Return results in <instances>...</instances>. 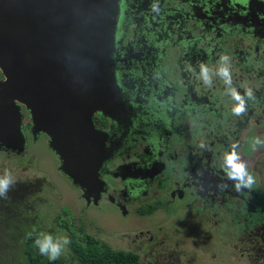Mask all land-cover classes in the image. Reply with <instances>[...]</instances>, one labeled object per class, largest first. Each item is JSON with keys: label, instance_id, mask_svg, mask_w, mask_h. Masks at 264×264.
<instances>
[{"label": "flooded vegetation", "instance_id": "af4514ba", "mask_svg": "<svg viewBox=\"0 0 264 264\" xmlns=\"http://www.w3.org/2000/svg\"><path fill=\"white\" fill-rule=\"evenodd\" d=\"M205 1L219 15L227 11L233 22L241 20L244 27L233 29L231 37L246 39L255 60L263 58L264 0ZM177 3L120 0L114 58L124 104L116 120L100 111L92 117L97 129L108 132L105 143L111 153L96 176L106 182L99 200L84 198L89 206L109 204L124 215L157 218L155 225L135 228L133 236L131 232L118 234L139 250L132 245L121 249L138 253L142 261L157 264L144 260V252L145 256L158 254L167 263L264 264V145L252 148L254 137L264 140V70L244 64L245 47H233L229 53L230 68L235 70L232 86L246 101L247 110L239 116L233 113L235 101L217 75L207 89L198 94L191 90L182 97L178 92L182 57L177 43L191 34L179 31L173 23ZM200 9L195 7L194 14L204 16ZM197 56L190 55V61L198 70ZM201 59L208 57L204 54ZM174 75L177 80L172 81ZM0 76L4 78L1 71ZM248 89L251 99L246 96ZM22 112L25 148L17 151L0 146V175L8 170L16 181L7 197L0 198L3 212L10 205L24 206L26 199L46 185L36 175L40 169L16 158L29 152L41 137L50 147L49 135L34 134L27 126L31 119L24 105ZM231 145H237L255 178L250 190L237 191L227 178L222 154Z\"/></svg>", "mask_w": 264, "mask_h": 264}, {"label": "water", "instance_id": "95a60500", "mask_svg": "<svg viewBox=\"0 0 264 264\" xmlns=\"http://www.w3.org/2000/svg\"><path fill=\"white\" fill-rule=\"evenodd\" d=\"M195 7L204 16L194 14ZM176 10L185 25L178 30L191 34L177 43L182 97L207 89L200 64L215 76L220 57L230 61L233 47L246 48V66L264 70V52L255 60L246 39L230 35L244 27L241 20L233 22L227 11L219 15L205 0H180ZM119 13L120 0H0V146L25 148L24 105L27 126L49 135L60 169L95 202L106 184L96 176L111 150L108 132L97 129L92 117L100 111L116 120L124 104L114 58ZM190 55H198V70Z\"/></svg>", "mask_w": 264, "mask_h": 264}, {"label": "rangeland", "instance_id": "374dc122", "mask_svg": "<svg viewBox=\"0 0 264 264\" xmlns=\"http://www.w3.org/2000/svg\"><path fill=\"white\" fill-rule=\"evenodd\" d=\"M180 0H177L179 2ZM176 16L175 22L177 28H185L180 13L177 10H173ZM168 29V28H166ZM233 68H230L231 73ZM179 74V73H178ZM179 79L181 76L179 75ZM177 80L176 75L172 77V81ZM27 115V114H26ZM47 140V139H46ZM43 137L35 144L30 145V151L24 155H17V160L21 163H29L32 167L40 169L38 177L43 179L44 187L33 197L25 200V205L19 208L15 206H7L10 209H6L3 213V220L0 221V252L6 250L7 254L11 255L12 261L18 260V253L14 250L16 248L14 241H11V237L17 232L14 226L20 224L29 225L35 231L43 230L48 232L54 237L67 236L70 240L72 232L64 229L62 226L64 219L66 221L74 222L79 227H85L89 233L96 235L102 239H106V242L111 243L115 248L126 247V245L135 248L134 244L129 245L128 239L118 238V234L127 232L132 234L133 230L141 225H155V217L137 216L135 213L124 215L123 211L115 210L111 205L107 204L100 207L89 206L86 202L83 193L79 188L69 180L65 174L60 172V160L57 155L51 150L49 145ZM2 167L0 163V168ZM43 173L45 176H43ZM49 179V181L46 180ZM87 204V205H86ZM70 207V209H69ZM73 213H72V210ZM125 216V217H124ZM118 242L116 243V240ZM128 241V242H127ZM127 243V244H126ZM166 248H172V246L166 245ZM132 249V248H131ZM137 250H139L136 247ZM168 249V253L170 251ZM174 249V248H173ZM5 254L4 252H2ZM63 256H69V244L65 246L62 252ZM178 258V254H175ZM161 258H164L161 256ZM181 258V256H179ZM144 260H152L157 264H180L178 260L166 262L162 261L158 254L148 256L144 255ZM199 260L189 261L185 260L184 264H198ZM209 264H213L209 261Z\"/></svg>", "mask_w": 264, "mask_h": 264}, {"label": "trees", "instance_id": "16d2710c", "mask_svg": "<svg viewBox=\"0 0 264 264\" xmlns=\"http://www.w3.org/2000/svg\"><path fill=\"white\" fill-rule=\"evenodd\" d=\"M3 213L5 212L0 211V221L4 218ZM62 222L64 229L72 232L69 256L61 255L57 260L50 261L46 256L40 255L33 244V239L43 230L35 231L29 225L20 224L14 226L17 232L10 238V243L14 241L12 244L16 246L14 250L18 253V260L12 261L11 255L7 254L6 250H2L0 264H154L142 261L140 255L132 250L113 247L70 220L64 219Z\"/></svg>", "mask_w": 264, "mask_h": 264}, {"label": "clouds", "instance_id": "9594fccd", "mask_svg": "<svg viewBox=\"0 0 264 264\" xmlns=\"http://www.w3.org/2000/svg\"><path fill=\"white\" fill-rule=\"evenodd\" d=\"M220 61V66L217 68L215 75L223 79L226 85V93L230 95L233 101H235L232 111L235 115L239 116L247 110L245 97L232 86V73L230 71L229 57L223 55L220 57ZM199 76L204 84H212L211 70L204 63L200 64ZM246 96L249 99L253 98L251 89L246 90ZM259 145H264V140H261L259 137H254L252 140L253 150ZM201 147H203V145H201ZM230 149L231 150L225 151L222 154L224 170L227 178L234 182L237 191L245 188L249 190L252 189L255 184V178L249 173L246 162L241 158L237 151V145H231ZM15 182V178L8 170H5L4 174L0 175V198L7 197L10 188ZM29 235L31 236V233ZM69 243L70 240L67 236L54 237L48 232H40L33 239V244L39 250V254L46 256L50 261L57 260L64 251L65 246Z\"/></svg>", "mask_w": 264, "mask_h": 264}]
</instances>
